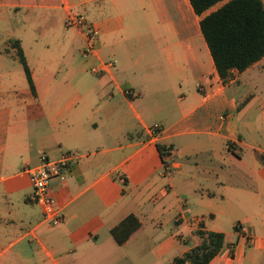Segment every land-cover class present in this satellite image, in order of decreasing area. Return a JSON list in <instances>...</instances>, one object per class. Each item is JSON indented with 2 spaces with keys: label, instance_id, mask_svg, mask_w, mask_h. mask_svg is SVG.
I'll return each instance as SVG.
<instances>
[{
  "label": "crops",
  "instance_id": "0c3cea01",
  "mask_svg": "<svg viewBox=\"0 0 264 264\" xmlns=\"http://www.w3.org/2000/svg\"><path fill=\"white\" fill-rule=\"evenodd\" d=\"M223 1L195 14L188 0H0V264H169L197 242L198 220L224 233L206 264H264V54L221 81L198 19ZM67 9L96 27L109 71H88L96 58L82 55ZM16 13L51 23L40 53L53 42L59 55L30 66L20 34L3 27ZM14 38L34 95L13 82ZM246 72L248 91L237 97L229 87ZM156 143L169 146L172 172L163 173ZM39 150L80 152L49 180L63 215L54 224L42 220L22 170ZM128 213L139 224L117 243L109 228Z\"/></svg>",
  "mask_w": 264,
  "mask_h": 264
},
{
  "label": "trees",
  "instance_id": "16d2710c",
  "mask_svg": "<svg viewBox=\"0 0 264 264\" xmlns=\"http://www.w3.org/2000/svg\"><path fill=\"white\" fill-rule=\"evenodd\" d=\"M195 14L220 0H188ZM199 30L208 47L214 68L221 81L226 82L231 70L241 71L264 54V5L261 0H224L216 8L198 19ZM30 92L34 95V85L18 39H10ZM241 103H237L238 110ZM161 156L163 144L156 143ZM162 160V158H161ZM163 162V160H162ZM123 181V180H122ZM139 222L132 213L126 214L109 232L117 243L124 241L138 226ZM237 222L232 228L238 229ZM193 234L197 242L180 254L174 255L169 264H206L221 248L224 233L206 229L198 220Z\"/></svg>",
  "mask_w": 264,
  "mask_h": 264
},
{
  "label": "built area",
  "instance_id": "2783aa9c",
  "mask_svg": "<svg viewBox=\"0 0 264 264\" xmlns=\"http://www.w3.org/2000/svg\"><path fill=\"white\" fill-rule=\"evenodd\" d=\"M63 22L67 26L79 28L83 34L82 55L95 56L96 61L88 66L90 72L102 73L109 71L114 66L113 58H103L97 55V29L93 24L86 22L82 13L67 9ZM122 91L125 95L133 93L129 87L123 88ZM224 116L225 114L219 115L220 118ZM159 128L160 125L157 122H153L147 127L150 135L158 133ZM160 152L163 160V173L172 172L175 165L171 164L169 146L164 145ZM79 156L80 152L76 150H61L56 157H49L44 151L39 150L36 162L23 166L22 170L27 173L31 186L29 198L40 206L43 221L54 224L62 220L63 215L49 191V180L54 176L62 178L64 170Z\"/></svg>",
  "mask_w": 264,
  "mask_h": 264
},
{
  "label": "rangeland",
  "instance_id": "374dc122",
  "mask_svg": "<svg viewBox=\"0 0 264 264\" xmlns=\"http://www.w3.org/2000/svg\"><path fill=\"white\" fill-rule=\"evenodd\" d=\"M50 25H51V23L46 24V20L43 18H37L36 16H34V17L28 16L24 13H16L14 15H10L7 18V20L3 24V27L8 29V30L12 29L17 34H20V36L22 38V45L25 48V52H26L27 57H28L29 65L34 67L36 62L38 63V61H39L41 63L42 60H46V57L49 55V53L58 54L57 53L58 47L53 42H51L49 44V48L47 49V52L44 55H42L40 53L41 52L40 45L47 38V36L41 35V32L43 29L50 27ZM22 26H23V30L21 32H19V29ZM2 35L4 36L3 32H2ZM11 37H14V36H11ZM34 37L36 39V47H34ZM39 55H42V56H39ZM58 55H57L56 59H58ZM12 56H13V60L11 61V64H12L11 67L12 68L10 71H12L13 82H14V84H15V86L19 92L26 91L28 86H27L26 80L24 78V74H23L21 65H20V63L16 57L14 50H13ZM37 59H39V60L37 61ZM75 59H83V57H81L80 54L75 53ZM56 62H55V64H56ZM64 66H66V64H64V62H62V61H59L57 63V67H60V68L54 69V70H57L56 71L57 73H61L63 71ZM88 71H89V69H88ZM88 71L86 70V72H88ZM252 71H254V69H250L248 71V73L252 72ZM246 74H247V72L239 75L238 84L229 87L231 90L234 91V93L237 97H239V95L241 96L242 93L248 91V85L245 83H242L244 80V77H246ZM259 75L263 81V83H262L263 87H262L261 91L259 92V95L264 98V71L261 70ZM232 114H235L234 111L232 112ZM124 119L129 120V115L126 114ZM243 137L247 138V136H243ZM263 154H264V152H263ZM222 223H224V224H222L221 227H224V229H226L228 231L232 230V223H230L229 221L228 222L227 221L222 222ZM162 229L165 230V229H167V227L162 226Z\"/></svg>",
  "mask_w": 264,
  "mask_h": 264
}]
</instances>
